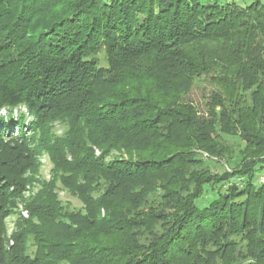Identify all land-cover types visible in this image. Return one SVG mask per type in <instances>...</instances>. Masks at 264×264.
<instances>
[{"label":"trees","instance_id":"1","mask_svg":"<svg viewBox=\"0 0 264 264\" xmlns=\"http://www.w3.org/2000/svg\"><path fill=\"white\" fill-rule=\"evenodd\" d=\"M263 125L264 0H0V264H264Z\"/></svg>","mask_w":264,"mask_h":264},{"label":"rangeland","instance_id":"2","mask_svg":"<svg viewBox=\"0 0 264 264\" xmlns=\"http://www.w3.org/2000/svg\"><path fill=\"white\" fill-rule=\"evenodd\" d=\"M210 90L211 88L206 86L201 89L196 88L188 97V99L192 100L202 113L206 111V97L208 96ZM262 130L264 132V125L262 127ZM58 132V135L63 134L60 130H58ZM237 137L238 136L234 135H225V133L220 135V139H222V141L227 144L226 146L229 147L227 155H229V157H232V159H239L240 157H242L241 152L245 146V143H242L241 140ZM95 153L97 157L101 155V152L97 149H95ZM199 155L207 157V155H202V153H200ZM37 158L38 160L36 172H28L25 175V177L28 179V182L21 194V198L17 200L16 205H14L13 207H9L10 212L5 218V243L10 246H13L14 244L13 236L19 231L18 224L20 223V220L29 218V211L27 210L26 206L27 203L41 194V192H43L44 190L45 185L51 183L55 184L56 190L54 191V193L57 195L58 200H60V202L66 209L70 211H81L84 207V203L81 198L72 194L71 191L66 186H64L59 179L57 180L55 178V165L51 162L49 156L45 153H42L38 155ZM214 160L219 161L217 158H215ZM261 160H264V157H262ZM225 167L227 168L226 165ZM258 177L259 182L264 184V170L258 172ZM156 200L157 202L151 201V205H158L160 200ZM168 212L171 213V211Z\"/></svg>","mask_w":264,"mask_h":264}]
</instances>
